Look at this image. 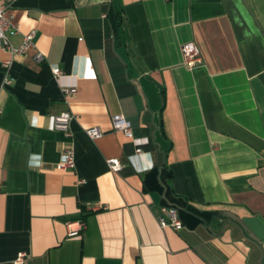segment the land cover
I'll list each match as a JSON object with an SVG mask.
<instances>
[{"label":"crops","instance_id":"0c3cea01","mask_svg":"<svg viewBox=\"0 0 264 264\" xmlns=\"http://www.w3.org/2000/svg\"><path fill=\"white\" fill-rule=\"evenodd\" d=\"M10 13L11 42L36 30L44 60L0 48V264H264L242 223L264 220V0H16ZM63 111L69 139L51 124ZM69 143L75 167L58 170ZM153 167L163 192L144 188ZM163 201L189 216L182 230L159 226Z\"/></svg>","mask_w":264,"mask_h":264},{"label":"built area","instance_id":"2783aa9c","mask_svg":"<svg viewBox=\"0 0 264 264\" xmlns=\"http://www.w3.org/2000/svg\"><path fill=\"white\" fill-rule=\"evenodd\" d=\"M16 0H0V48L13 55H23L28 50H33V59L35 62L40 63L44 60V55L36 50L35 47V36L36 30H31L22 35V40L19 44L15 45L11 42L10 36L12 34H19L20 27L14 21L10 10ZM181 56L183 64L188 69H193L196 65L201 63L200 51L194 42L183 43L180 47ZM11 60L7 59L3 61L4 67V84H10L11 79L8 76L9 67ZM53 75L59 84V87L67 94L72 95L76 91L75 81L64 82L63 77H65L58 65H50ZM82 77H94L92 70L83 73ZM73 115L69 111H63L52 117V128L55 131L60 132L65 138L69 139L71 134L69 130L70 121ZM112 128L116 131H122L127 137H132L130 123L122 116L115 115L112 117ZM85 134L90 139H98L103 135V131L97 126L86 127L84 129ZM142 152L140 147L135 149V153L139 154ZM108 167L113 171H118L122 168L120 160L116 157L109 158L106 160ZM55 168L58 170L66 171L74 169L75 167V152L74 147L71 143L65 145L62 149L59 160L55 163ZM79 183L84 182L79 180ZM162 214L158 215L157 221L161 228H172L175 231H180L183 229V224L179 218L178 211L174 207H164L162 208ZM74 226V227H73ZM67 237L76 238L79 237L81 232L85 229V224L83 221L79 220L75 223H67ZM264 242V241H263ZM264 247V243H263ZM23 256H17L14 264H23Z\"/></svg>","mask_w":264,"mask_h":264},{"label":"trees","instance_id":"16d2710c","mask_svg":"<svg viewBox=\"0 0 264 264\" xmlns=\"http://www.w3.org/2000/svg\"><path fill=\"white\" fill-rule=\"evenodd\" d=\"M119 12L120 11H118L117 14H119ZM119 19H120V16H119ZM143 185H144V188L147 190H156L159 192H163V186L159 181V172L156 167L151 168L149 171L145 173V177L143 178ZM163 204L165 206L172 207L169 204H167L165 201H163ZM177 211H178V215H179V218L182 224H184L186 220L190 219L187 214H184L179 210Z\"/></svg>","mask_w":264,"mask_h":264},{"label":"water","instance_id":"95a60500","mask_svg":"<svg viewBox=\"0 0 264 264\" xmlns=\"http://www.w3.org/2000/svg\"><path fill=\"white\" fill-rule=\"evenodd\" d=\"M242 223L260 242L264 241V220L262 218H243Z\"/></svg>","mask_w":264,"mask_h":264}]
</instances>
